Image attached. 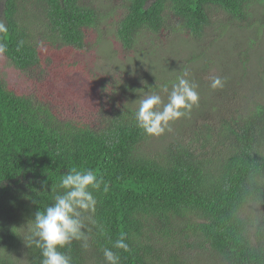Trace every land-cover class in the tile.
I'll use <instances>...</instances> for the list:
<instances>
[{"label": "trees", "instance_id": "obj_1", "mask_svg": "<svg viewBox=\"0 0 264 264\" xmlns=\"http://www.w3.org/2000/svg\"><path fill=\"white\" fill-rule=\"evenodd\" d=\"M122 1L116 37L126 56L137 53L144 34L153 46L144 54L150 62L160 45L154 40L164 33H182L201 44L220 21L213 19L216 12L223 16L224 31L253 36L232 40L226 57L239 52L224 67L195 64L169 71L148 64L147 71L160 76L146 80L143 89L160 94L164 102L167 93L159 86L170 90L185 70L196 84L210 85L213 76L224 81L215 90L206 86L220 100L216 113L205 109L211 95L197 88L198 105L171 122L177 131L161 153L146 147L153 139L163 145L169 136L161 140L165 133L149 136L137 127L139 102L132 86H122L117 105L102 107L93 122H86L63 116L61 107L52 106V94L32 86L25 91L6 82L0 71V264H15L10 252L23 244L19 226L53 202L52 187L72 167L94 169L109 187L107 193L103 185L94 192V222H86L89 247L74 241L62 249L73 264H105L102 250L121 235L130 251L112 248L120 264H198L194 249L221 264H264V94L259 91L264 87V0ZM101 18L85 0H0V22L7 27L0 33V43L7 46L1 54L21 72L32 70L47 80L50 93L58 96L62 82L72 85L90 75L88 68L82 76L75 73L84 68L65 62L58 46L86 55L88 32L99 27ZM173 39L165 46L176 48ZM158 52L153 62L162 61ZM252 58L256 67H248ZM168 71L172 76L163 77ZM236 76L246 82L244 90ZM128 94L135 98L124 99ZM232 104L239 108L232 111ZM249 204L261 208L255 219L243 215ZM178 232L185 238L179 242ZM26 249L27 263L40 264V250Z\"/></svg>", "mask_w": 264, "mask_h": 264}, {"label": "rangeland", "instance_id": "obj_2", "mask_svg": "<svg viewBox=\"0 0 264 264\" xmlns=\"http://www.w3.org/2000/svg\"><path fill=\"white\" fill-rule=\"evenodd\" d=\"M85 1L94 6L102 16V21L99 27L88 32L89 47L87 54H74V50L63 45H59L57 50L66 54V56L62 57L65 62L68 61L76 64V67L84 68V71L76 68L75 73H79L82 76L86 74L89 69L90 75L84 77V79L79 82L73 83L72 85H69L68 82H62V85L59 87L60 93H57L58 96H56L55 93H50L47 80L37 76L32 70L29 72H21L12 66L1 53L0 71L6 82H9L14 86H18L25 91L29 90L32 86L34 90L42 91L49 97L52 94L54 100L51 101V104L54 108L55 106L58 108L61 107L63 116L78 117L86 122H93L96 115L100 113V109L102 107L109 108L111 106H116L118 103L116 95L122 96V86L130 85L134 88V96L137 94L135 104L138 103L140 99L144 98V96L147 95L146 93L149 92H146L143 89L146 80H156L160 76L159 72L155 75L148 72V64H151L152 67L165 68L166 70H169L167 69L168 67L173 66L191 69L190 66L195 64H198L197 67L205 68L224 67L223 65L227 64L230 60L234 61L239 52L238 50L236 55L232 54L230 59L226 57L229 49L233 47L231 45L232 40L234 41L235 38L238 37L241 39H247L251 34V32L247 34L245 33L247 31L239 30H235L239 31L237 34H233L231 30L224 31V23L222 21L223 16L221 13L216 12L213 19L215 21H220L216 25V28L210 34L205 36L201 44V41L199 42V40L194 38L188 41L187 38L189 36L182 33H178V35L164 33L161 38L158 36L157 39L154 40L155 44L160 43V45L159 47L155 45L153 49L154 54L151 55L152 61L150 62L149 57L144 55L145 53L151 51L147 50L148 48L153 47L148 43L147 34L139 37L138 51L132 56L125 55L126 52L123 51L124 49L116 37L117 24L122 17V10L119 9L123 2L122 0ZM251 36L253 35L251 34ZM172 37L175 38L173 39ZM169 38L176 41L174 46L176 48L172 49L170 46H165L164 43H166ZM183 41H186L187 45L183 43ZM242 42L245 43V40ZM142 46H144L145 49L141 50L140 47ZM158 50L164 52H158ZM157 52L159 53V56H162V61L153 62L154 56ZM261 55L264 60V53ZM239 58L242 59V55ZM193 61L194 63H192ZM248 67H256L255 58L251 59ZM170 69L175 72L173 68ZM169 71L167 74H163V77H171L172 74H169ZM237 76L235 77L236 83L242 84L244 90L246 82L244 79L237 80ZM37 78L40 79L37 80ZM67 78L68 77L66 76L64 79L66 80ZM247 82H251V77L248 78ZM119 85H121L118 90L119 94H115V87H119ZM197 85L200 89L204 90V94H207L208 96L211 95V101L207 103L208 106L205 109L210 110L212 113H216L218 110V102L220 100L215 99L213 91L206 87L207 85L210 87V85H202L199 82ZM259 91L264 94V87L259 88ZM226 97H229V95L226 94ZM125 98L134 99L135 97L132 98L130 94H128L125 95L124 99ZM203 98L205 97L203 96ZM113 99L116 100L113 102ZM233 107L239 108L238 105L233 106L232 104L230 108L232 111L234 110ZM176 131L177 128H171L170 131L166 130L164 132L165 134L160 136L161 140H166V136H169L163 145H160L159 139H157L156 142L155 139H153L146 148L152 151L156 149L153 153H161L163 151H161V149L171 141L169 138L175 134ZM260 209L261 208L256 204H249L245 207L243 215L250 219H255L256 216L260 215V212L258 211ZM19 230L24 236L27 230V225L22 224L19 226ZM175 237L178 239V242L185 239L184 235L179 232L175 235ZM191 238L194 240L193 237ZM22 243V246L19 248L11 249L10 255L15 264H28L27 249L24 240ZM192 256H196L199 259L198 264H221L220 260L216 257L215 260L211 259V255L203 250L194 249Z\"/></svg>", "mask_w": 264, "mask_h": 264}, {"label": "clouds", "instance_id": "obj_3", "mask_svg": "<svg viewBox=\"0 0 264 264\" xmlns=\"http://www.w3.org/2000/svg\"><path fill=\"white\" fill-rule=\"evenodd\" d=\"M2 32H7V27L0 22V33ZM5 51L6 44L0 43V53ZM188 76L189 72L185 70L172 83L170 90L167 84L159 86L167 93V102L155 92L140 99L134 118L137 127L145 134L159 136L166 130L170 131L171 122L185 117L193 106L198 105V85L187 79ZM223 85L221 77H210V87L213 90L222 88ZM102 185L103 192L107 193V182L94 169L72 167L52 187L56 193L53 202L34 213V218L28 221L23 236L28 247L34 246L40 250V264H73L72 257L62 249H70L74 241L81 242L84 249L89 247L86 222H94L92 216L98 203L94 192H99ZM112 248L130 251L124 235L114 241ZM112 248L102 250L104 262L120 264L121 257Z\"/></svg>", "mask_w": 264, "mask_h": 264}]
</instances>
